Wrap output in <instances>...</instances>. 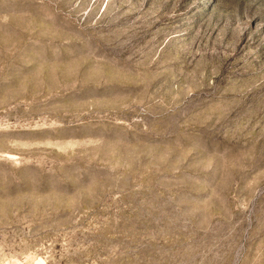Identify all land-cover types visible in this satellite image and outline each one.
I'll return each instance as SVG.
<instances>
[{
    "label": "rangeland",
    "instance_id": "obj_1",
    "mask_svg": "<svg viewBox=\"0 0 264 264\" xmlns=\"http://www.w3.org/2000/svg\"><path fill=\"white\" fill-rule=\"evenodd\" d=\"M0 264H264V0H0Z\"/></svg>",
    "mask_w": 264,
    "mask_h": 264
}]
</instances>
